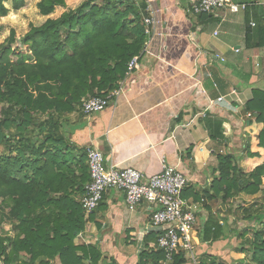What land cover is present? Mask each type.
Wrapping results in <instances>:
<instances>
[{"label":"trees","instance_id":"16d2710c","mask_svg":"<svg viewBox=\"0 0 264 264\" xmlns=\"http://www.w3.org/2000/svg\"><path fill=\"white\" fill-rule=\"evenodd\" d=\"M6 2L0 0V18L10 13ZM79 2L60 17L32 26L24 36L12 30L0 44V229L5 222L18 221L14 238H0V259L7 264H50L56 259L61 264H100L104 259L98 247L74 243L91 229L92 215L86 217L80 202L91 177L87 149L69 145L62 121L84 99L105 97L126 79L129 63L142 56L147 42V4L41 0L38 9L50 16ZM25 7L26 0H13L14 11ZM258 45H264V37ZM248 109L255 117L248 128L261 127L243 148L247 171L235 155H219L217 176L203 192L207 200L227 203L241 194H264V91L254 92ZM183 195L187 197L186 191ZM201 195L191 192L194 201ZM242 214L254 220L255 233L249 246L234 251V259L264 264V208L244 209ZM223 235L219 219L210 214L199 235L201 243L220 241ZM157 238L155 232L145 237L137 264L189 263L183 252L168 262L164 250L150 245ZM23 254L30 258L24 260ZM198 264L224 263L206 255Z\"/></svg>","mask_w":264,"mask_h":264},{"label":"crops","instance_id":"0c3cea01","mask_svg":"<svg viewBox=\"0 0 264 264\" xmlns=\"http://www.w3.org/2000/svg\"><path fill=\"white\" fill-rule=\"evenodd\" d=\"M194 1L150 0L156 25L141 69L126 79L109 107L92 116L80 107L63 119L62 131L77 150L96 148L107 166L134 168L147 178L161 173L166 158L188 178L186 198L193 200V191L205 199L197 216L195 250L225 259L224 235L217 242L200 241L210 214L224 234L227 227L217 214L220 198L207 200L203 192L217 176L219 155H235L246 169L243 148L261 127L248 128L255 120L248 105L256 90L264 91V45H258L264 37V0H230L227 7L204 15L190 12ZM230 4L248 7L233 13ZM251 22L256 26L250 27ZM232 91L237 94L230 96ZM150 217L147 203L130 211L125 194L109 190L91 216L90 231L74 243L98 247L107 258L100 264H137Z\"/></svg>","mask_w":264,"mask_h":264},{"label":"built area","instance_id":"2783aa9c","mask_svg":"<svg viewBox=\"0 0 264 264\" xmlns=\"http://www.w3.org/2000/svg\"><path fill=\"white\" fill-rule=\"evenodd\" d=\"M147 4V15L144 18L147 42L142 56L136 57L129 63L126 79L141 69L140 60L145 54H149V45L154 35L156 18L151 10L150 0H143ZM230 0H195L190 12L195 15L213 14L228 6ZM248 4H230L229 9L233 13L245 11ZM251 27L256 24L251 22ZM121 81L119 87L105 97H91L84 99L81 112L86 116H92L102 112L111 105L123 92L126 82ZM232 91L230 96L236 95ZM225 98H219L223 101ZM88 166L91 181L86 187V193L80 202L86 217L91 216L102 204L105 194L109 190H117L125 194V203L130 211H134L142 203L151 207L150 222L144 230V236L151 232L158 234L155 243L158 249L164 250L168 262L180 252L197 264L195 257V237L197 216L201 212L205 199L200 201L190 200L184 197L189 181L177 168L171 166L166 158H162V171L151 177H146L142 172L134 168H119L113 164L107 166L104 154L96 148L87 149ZM0 264H7L0 259Z\"/></svg>","mask_w":264,"mask_h":264},{"label":"rangeland","instance_id":"374dc122","mask_svg":"<svg viewBox=\"0 0 264 264\" xmlns=\"http://www.w3.org/2000/svg\"><path fill=\"white\" fill-rule=\"evenodd\" d=\"M41 0H26V7L20 11L13 10V0H7L5 5L10 9V13L8 16L0 18V44H3L7 38L10 36L11 31L15 30L19 36H24L27 34L32 26H40L47 21L49 18H58L63 13L74 9L81 2L74 4L68 8H59L55 11L54 14L50 16H43L38 9V4ZM0 108V116H1ZM4 151V146H0V152ZM244 157V155H243ZM240 159V157H238ZM243 164V163H242ZM248 164V163H246ZM248 165H246V169L242 167L244 171H247ZM220 202V201H219ZM220 208L217 209V214L223 221L227 224L226 232L224 237L228 240V246L225 247L227 251L226 258L223 259L220 256L214 257L215 260L219 263L224 264H239L236 259H234L235 255H232L230 252L233 250L240 249L241 245L246 244L249 246V241L252 242L255 233V225L254 220L252 219H243V210L251 208L256 211H260L264 208V194L263 192L259 193L255 196H249L246 194H241L236 199L230 200L227 203L221 202ZM237 212V215L235 214ZM242 214V215H241ZM14 224H18V221L5 222L3 224V230L0 229V238L1 237H9L14 238L15 232L13 230ZM197 227V226H196ZM263 228V227H262ZM195 242H197L195 240ZM229 250H231L229 252ZM195 257H197V264L200 263L201 258L204 255H201L199 249H196ZM230 254V256H229ZM206 256V255H205ZM229 256V257H228ZM248 259L251 260V254L247 253ZM23 259H29L30 256L23 254ZM104 258L101 262L103 263ZM189 264H194L192 261H189Z\"/></svg>","mask_w":264,"mask_h":264},{"label":"water","instance_id":"95a60500","mask_svg":"<svg viewBox=\"0 0 264 264\" xmlns=\"http://www.w3.org/2000/svg\"><path fill=\"white\" fill-rule=\"evenodd\" d=\"M116 2H132L133 0H115Z\"/></svg>","mask_w":264,"mask_h":264}]
</instances>
